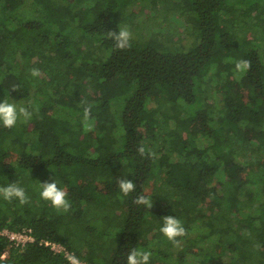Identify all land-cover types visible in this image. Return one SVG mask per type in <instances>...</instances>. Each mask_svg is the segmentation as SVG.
<instances>
[{"label": "trees", "instance_id": "16d2710c", "mask_svg": "<svg viewBox=\"0 0 264 264\" xmlns=\"http://www.w3.org/2000/svg\"><path fill=\"white\" fill-rule=\"evenodd\" d=\"M161 1L192 21L188 48L136 29V7ZM123 28L130 47L120 50L109 31ZM258 32L264 0H0V102L32 112L0 125V187L15 182L29 197L0 196V227H32L86 264H126L132 248L150 251V264H264ZM239 60L250 68L236 71ZM118 179L136 191L123 196ZM52 180L67 212L40 197ZM138 195L152 207L133 204ZM169 215L187 232L175 243L160 232ZM0 264L72 263L0 238Z\"/></svg>", "mask_w": 264, "mask_h": 264}, {"label": "clouds", "instance_id": "9594fccd", "mask_svg": "<svg viewBox=\"0 0 264 264\" xmlns=\"http://www.w3.org/2000/svg\"><path fill=\"white\" fill-rule=\"evenodd\" d=\"M109 36L115 42V47L117 49L123 50L130 47L129 41L131 39V33L127 28L120 29L119 31H109ZM250 68V62L248 60H239L235 64V70L238 72H244ZM33 77L40 75V70L33 68L30 70ZM91 108L85 107L83 110V122L86 126V130H91V124L88 123L90 119ZM32 112L26 107H17L15 103L9 102L4 99L0 102V125L5 128H13L16 126L19 119L24 120L31 119ZM138 153L141 156L145 155V149L143 147H138ZM120 192L123 196H129L132 192L136 191V185L129 179H118L117 181ZM40 197L45 201H49L55 209L58 211L63 210L67 212L71 207L70 201L67 199L68 193L58 187L57 182L52 180V182L41 183ZM0 196L6 201H12L17 199L21 205L27 204L29 202V197L27 196L25 190L19 186L17 183H9L6 187H0ZM133 204L137 206H147L152 207V202L149 201L145 196L138 195L133 199ZM163 224L160 228V232L172 242H178L177 237H183L187 234L182 221L174 216H164ZM152 253L148 250L132 248L126 254V264H150V258ZM72 264H79V260L76 257H70Z\"/></svg>", "mask_w": 264, "mask_h": 264}, {"label": "rangeland", "instance_id": "374dc122", "mask_svg": "<svg viewBox=\"0 0 264 264\" xmlns=\"http://www.w3.org/2000/svg\"><path fill=\"white\" fill-rule=\"evenodd\" d=\"M136 8L139 10L137 11L135 25L138 26L136 29L140 32L145 35L154 31L156 33L158 32L167 39H171L172 42H176L177 44L181 43L183 45L185 44L184 46H186V48L192 44L194 38L192 32L196 35L197 30L193 28L192 21L188 18L187 14L185 12H180L182 8L174 9L173 6L166 8L165 3L162 1L156 6L147 2L140 3ZM258 35V42L264 44V38L261 36V33L258 32ZM59 110L60 108L56 110L57 114H60ZM152 245L153 247H156V243H153Z\"/></svg>", "mask_w": 264, "mask_h": 264}, {"label": "built area", "instance_id": "2783aa9c", "mask_svg": "<svg viewBox=\"0 0 264 264\" xmlns=\"http://www.w3.org/2000/svg\"><path fill=\"white\" fill-rule=\"evenodd\" d=\"M0 238L6 239L11 245L16 247H25L27 244L38 242L40 245L49 247L54 253L64 256L69 262H71L70 257L74 256L79 260V264H86V261L64 242L50 238H37L33 233L32 227H24L18 230L0 227ZM6 254L7 252L3 254V257Z\"/></svg>", "mask_w": 264, "mask_h": 264}]
</instances>
